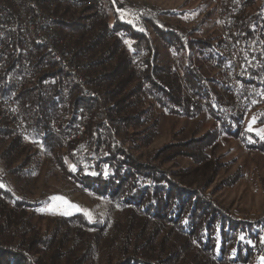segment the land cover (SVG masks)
<instances>
[{"label":"trees","instance_id":"16d2710c","mask_svg":"<svg viewBox=\"0 0 264 264\" xmlns=\"http://www.w3.org/2000/svg\"><path fill=\"white\" fill-rule=\"evenodd\" d=\"M233 1L245 10L257 3ZM109 3L112 6L116 0ZM257 5L239 20L240 30L248 32L249 23L264 29V0ZM103 7L108 25L93 23L100 19L96 12L86 17V23L76 15L77 22L65 24L66 28L77 26L75 48L94 57L90 73L101 88L100 98L87 99L76 93L68 105L61 106L53 95L38 96L35 83L12 91L28 117L47 134L41 150L13 130H0V264H264V212L254 218H237L221 202L206 196L207 188L185 186L169 178L163 168L178 164L183 157L195 164L204 162L207 149L222 134L242 138L248 148L264 153V106L252 130L216 125L201 136L171 141L142 161L135 153L158 134L156 106L170 115L194 117L205 109L191 103V94L197 93L207 99V109L214 117L221 119L215 104L221 97L218 85L222 80L215 69L218 78H209L203 67L204 61H219V45L206 38L186 43L175 27L150 12L134 24L116 14L110 24L109 12ZM94 25L113 29L118 39L109 41L97 35ZM127 41L130 52L118 53ZM162 44L177 58L165 60ZM40 56L46 69L39 83L50 76L54 84L64 81L70 85L65 73ZM133 58L140 59L142 70L134 68ZM143 82L151 92L146 102L141 100ZM79 109L85 113V138L67 142L64 116L69 121ZM102 111L109 115L106 122L98 116ZM53 117L61 119L55 132L51 130ZM34 160H39L38 171L45 162L49 174L71 178L100 200L103 218L92 222L80 211L64 215L42 210L48 199L35 202L38 174L31 167ZM238 175L223 185L233 184Z\"/></svg>","mask_w":264,"mask_h":264},{"label":"rangeland","instance_id":"374dc122","mask_svg":"<svg viewBox=\"0 0 264 264\" xmlns=\"http://www.w3.org/2000/svg\"><path fill=\"white\" fill-rule=\"evenodd\" d=\"M138 1L143 6V11L138 17L144 12H150L175 28H188L187 20L192 22L199 20L198 23L195 22L190 26L192 39L206 38L214 44L217 42L220 57L224 54L219 43L221 24L218 0ZM260 2L261 0H257L254 7L247 8L245 14L255 9ZM103 6L109 12V17L106 18L108 23H112L116 14L121 17L117 3L111 6L109 0H104ZM80 15L86 23L88 20L86 17L89 15L83 13ZM74 28L77 26H73ZM127 44L129 45L128 41ZM160 50L165 60L177 58L166 44H162ZM180 53L184 56V51ZM217 62L218 59L214 60L213 64L204 61V72L209 78H215L217 74L222 80L217 68L214 67ZM213 69H215L216 74ZM218 88L223 91V83L219 84ZM155 114L159 119L157 136L150 145L135 153L142 161L154 156L157 150L171 141L201 136L209 129L218 126L216 118L207 107L194 117L170 115L157 106L155 107ZM256 118L257 116L248 122L245 127L247 130L254 128ZM37 149L43 150V147ZM207 152L208 158L200 164H195L191 159L183 157L179 159L178 164L168 163L163 168L168 172L169 178L174 181L194 188H207L205 190L206 196L221 202L237 218H254L261 215L264 212V153L248 148L242 138L232 137L228 134L220 135L217 143L209 147ZM38 163L39 160H34L31 165L38 174L37 193L34 198L36 199L41 191H46L48 194V200L44 202L41 207L42 210L64 215L80 211L92 222L103 218V204L100 200L93 199L88 193L78 190L84 189L77 187L71 178L62 177L59 173L49 174L45 162L41 164L38 171ZM0 167L1 174H3L1 160ZM235 175L238 177L233 184L223 185V181Z\"/></svg>","mask_w":264,"mask_h":264},{"label":"bare ground","instance_id":"6f19581e","mask_svg":"<svg viewBox=\"0 0 264 264\" xmlns=\"http://www.w3.org/2000/svg\"><path fill=\"white\" fill-rule=\"evenodd\" d=\"M0 1L6 4L8 9H15L16 1H18L20 10L23 12V14L32 13V17H39V11H40L41 15L43 17H46V26H51V30L54 31L55 36H53V46L55 49V53L59 54V56L57 54L49 52L51 51V40H49V37L40 34L37 28L40 27V20H32V27H26V44L30 48L34 49L35 56L41 57L40 55L42 54L46 61H50L51 63H54L60 71L66 73L68 77L67 80H69L71 83L69 85L67 84V82L64 81L61 82L59 84V90H65L66 92H68V95L66 97H63L60 96V94H53L52 97L53 101H55L61 106H63V104L68 105L69 98L72 95H75L76 93L87 99H98L101 97L102 95L101 88L96 86L95 82H94V90L100 96L97 94L88 93L87 86H85V82H81L77 77V74L73 73L72 69H69L67 67H62V59H66V66H73V59H67L68 48L64 46V41H68V31L69 33H76V31L72 28H68V27L66 28L65 24H67L68 22H77L78 16L82 13L89 15L93 12H96L97 16L98 15L100 16L98 2L100 4V9H102L104 0H87L86 11H78V8L72 7V4H65L63 10V3L57 2L56 0H0ZM70 1H77V0H70ZM230 1L234 2L233 0ZM217 4L219 7V1H217ZM35 7L37 9H34ZM65 15H69V16L78 15V16L70 20L69 18H65ZM244 15H245V9L243 8V6H240V8H236L234 10L233 15L230 18V25H228L230 49H226L227 37L223 35V27H221V34L219 36V43L224 51V54L219 58V61L216 63V66H220V68L218 67L216 68L219 74L221 75L224 90L222 91L221 97L219 101L215 104V106H216V110L221 116V119H223V112L218 107H224V106L232 107V104H236V95L234 94L233 91L232 79H225V73L222 69V68H231V60H226V58H231V51H233L234 53V63H235V67H233V81L242 86H252L253 88L264 89V80H260V78H258L257 76L244 75L242 72V70L245 69V60H244L245 44L244 42H240V39H247L248 32L244 30H240L238 24H239V20ZM198 22L199 20H197L196 23ZM96 34L106 36L107 40H109L111 34L116 35L113 29L111 28L105 29L103 27H99L98 29H96ZM177 34L181 37V39L184 42H186V37L184 36L183 32L177 30ZM0 41H1V31H0ZM190 41H192V34L187 38V43ZM122 43L123 45H127V43L125 42ZM117 52L118 53L122 52V44L118 47ZM89 55L93 56L92 54H90V52ZM93 58L94 57L91 58V61H86L85 54H78L79 63H84L82 69V77H84V80H91L92 74L90 73V71L92 70H90V67L94 64L95 61L93 60ZM14 61H15L14 55H6L7 63H13ZM40 62L41 61L39 59L40 73H33V80H26L25 87L30 83H31L30 85H32L33 84L32 82L37 81L39 78L43 76V74L41 75V73H44L46 68L45 65H43L42 62L41 64ZM140 67L142 68L141 61H140ZM262 67H264V60H262ZM14 75H21V68H14ZM54 82L50 76H47L41 79L39 85L54 84ZM72 87H75V90L71 89ZM22 88H24V86H19L18 83L0 81V97H10V102L12 103V105H14V110L16 112V115L18 119H20V123L22 127L25 128L29 138L42 141V138L46 136L47 133L39 129L37 124L28 117L23 105L12 94V91L14 93L15 91L22 90ZM145 88H150L147 82H143V92L141 95V100L144 102H146L150 98L148 95H145ZM35 91L40 94V87L39 86L36 87ZM193 96L195 97L196 100H199L200 103L203 104L204 108L208 106L207 99L204 96L197 93H193ZM190 98L192 100V94ZM192 104L199 106V103H192ZM263 106H264V96H263ZM259 110L260 109H258V111ZM81 112L82 111L79 109L75 113V115H80ZM98 116L102 122H106L109 119V115L107 114V112L104 111H102ZM243 119H245V107H234L231 114L228 115V120H218L217 124L218 126H225L227 128H231L232 130H237L238 128L242 127ZM60 122L61 119L55 118V123L57 124L58 128L60 126ZM6 125H7L6 116L0 115V130H6ZM64 127L66 131L65 140L67 142L71 140H83L85 138L86 118L84 115L82 116V120L80 123V130L79 132H74V139H72V136L69 135V132H71V125L68 122V120L67 121L65 120V116H64ZM51 130L54 132L58 131V129H51ZM16 133L23 136V132H16ZM65 157L66 154L63 153L62 158Z\"/></svg>","mask_w":264,"mask_h":264},{"label":"built area","instance_id":"2783aa9c","mask_svg":"<svg viewBox=\"0 0 264 264\" xmlns=\"http://www.w3.org/2000/svg\"><path fill=\"white\" fill-rule=\"evenodd\" d=\"M57 2L63 3V10L65 4H72V7L78 8V11H86V1L87 0H56ZM219 1V19L221 27H223V35L227 37L226 49H230L229 35H228V25H230V18L236 8H240V4L236 2H231L230 0H218ZM117 8L121 14V17L130 19L132 24L135 23L136 17L143 11V6L138 0H116ZM98 7L100 10V19L93 21V23L108 25L100 9V4L98 2ZM34 9H37L36 7ZM52 16V14H51ZM65 18H76V16L65 15ZM32 20H40V27H37L40 34L49 37L51 40V51L54 54L55 49L53 46V36L55 33L51 30V26H46V17H43L39 11V17H32L31 14H23L20 10L18 1H16L15 9H8L7 5L0 1V31H1V41H0V81L1 82H12L18 83L19 86L25 87L26 80H33V73H40L39 59L34 54V49L30 48L26 44V27H32ZM197 22V20L195 21ZM188 20V28H176L177 30L184 33L187 38L190 34V26L195 23ZM92 27V26H91ZM96 29L101 27V25H94ZM248 27V38L240 39V42L245 44V69L242 70L244 75L257 76L260 80H264V67H262V60H264V29L260 30L253 23H249ZM78 32V31H77ZM76 32V33H77ZM76 33H69L68 31V41H64V46L68 48L67 59H73V66H66V59H62V67H67L72 69L74 74L81 82H85L87 86V92L92 94H97L94 90V76H91V80H84L82 77V69L84 63H79L78 54H85L86 61H91L93 56H90L88 52H84L81 48H75L74 42L77 37ZM238 34V32H237ZM112 39H118V36L111 34L109 41ZM122 41V40H121ZM122 52H130L129 45H123ZM121 52V53H122ZM6 55H14L15 63H7ZM59 56V54H57ZM133 66L136 69L142 70L140 67V59L133 58ZM226 60H231V68H222L225 73V79H232L233 91L236 95V104H232V107H218L223 112V119L218 120H228V115L231 114L234 107H245V119L242 121V127H245L248 122L256 117L258 114V109L263 107V88H253L252 86H242L233 81V67L234 63V53L231 51V58H226ZM220 68V66H214ZM14 68H21V75H14ZM44 73H41V75ZM61 82V81H60ZM38 85L40 87V95L43 98L48 97L53 94H60V96L66 97L68 92L65 90H59V84H48L39 85V82H33V85ZM145 95L151 96L150 88H145ZM100 96V95H99ZM191 103H199V106L204 108L203 104L199 100H196L192 93ZM0 115L6 116L7 125L6 130H13L15 132H23V136L29 138L24 127L20 123L16 112L14 110V105L10 102V97H0ZM85 115L81 112L80 115H73L69 119L71 125V132L69 135L74 139V132H79L80 123L82 116ZM97 125L100 126V121H97ZM51 129H59L55 123V117L52 118ZM112 132V127L109 129ZM113 134V132H112ZM115 141L118 142V136H114ZM30 139V138H29ZM34 147H42V141L30 139ZM95 148H98L95 146ZM102 151L99 150L98 156L102 157ZM91 170H93L91 168ZM105 170H109L105 168ZM94 173V170H93ZM1 174V171H0ZM85 193V190L78 189ZM48 198L46 191H41V193L35 199L37 204L43 203Z\"/></svg>","mask_w":264,"mask_h":264}]
</instances>
